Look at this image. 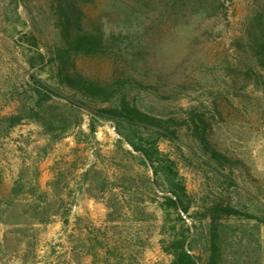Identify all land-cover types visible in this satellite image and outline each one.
<instances>
[{
	"label": "rangeland",
	"instance_id": "374dc122",
	"mask_svg": "<svg viewBox=\"0 0 264 264\" xmlns=\"http://www.w3.org/2000/svg\"><path fill=\"white\" fill-rule=\"evenodd\" d=\"M60 4L109 51L59 52ZM263 10L0 0V264H171L172 226L199 264H264V70L249 36ZM123 102L173 138L102 111ZM137 131L175 162L187 213L164 206V182L128 142Z\"/></svg>",
	"mask_w": 264,
	"mask_h": 264
},
{
	"label": "trees",
	"instance_id": "16d2710c",
	"mask_svg": "<svg viewBox=\"0 0 264 264\" xmlns=\"http://www.w3.org/2000/svg\"><path fill=\"white\" fill-rule=\"evenodd\" d=\"M59 7L62 14L59 17L63 29L62 34L66 38L65 48L59 50V52L98 54L109 51V44H107V40L101 31H83L81 26H79V29L73 31L71 29L72 23L69 14L64 11V8L62 9L61 4ZM249 36L250 40H252L251 47L256 62L264 70V10L255 16L254 23L251 26V35ZM40 58L43 59L44 57L40 55ZM34 64V62L31 63V66L33 67ZM40 94L46 99H51L52 95H56L48 85H46V88ZM102 111L109 113L111 118H119L129 122L133 126L152 130L153 133L166 136L168 139H172L176 132V130H170L168 125L161 119L150 117L137 108L130 107L125 102L118 107L112 109L105 108ZM136 133L138 135L137 142L135 140H127L133 149L139 153L143 163L145 165L148 164L151 168L154 178L153 183L158 184L159 179L164 182L166 186L165 190L168 193V195L164 196V206L167 210H175L177 213L178 211L187 213L190 208V201L184 182L178 174L175 162L168 155L161 152L155 140L151 141L148 137L144 138L139 131ZM171 229V233L161 241L163 251L171 257V264H199V260L190 253L192 249L188 243V235L182 231L178 232L174 226Z\"/></svg>",
	"mask_w": 264,
	"mask_h": 264
}]
</instances>
